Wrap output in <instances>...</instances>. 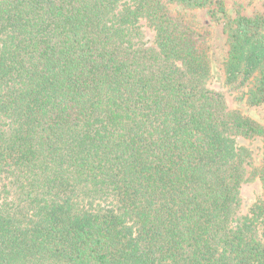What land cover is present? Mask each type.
Wrapping results in <instances>:
<instances>
[{
	"label": "trees",
	"instance_id": "obj_1",
	"mask_svg": "<svg viewBox=\"0 0 264 264\" xmlns=\"http://www.w3.org/2000/svg\"><path fill=\"white\" fill-rule=\"evenodd\" d=\"M171 1L220 13L225 89ZM233 100L264 103V13L0 0V264H264V122Z\"/></svg>",
	"mask_w": 264,
	"mask_h": 264
},
{
	"label": "rangeland",
	"instance_id": "obj_2",
	"mask_svg": "<svg viewBox=\"0 0 264 264\" xmlns=\"http://www.w3.org/2000/svg\"><path fill=\"white\" fill-rule=\"evenodd\" d=\"M223 2L226 13L230 17H234L237 12L251 16L255 13H264V0H219ZM169 7L181 12L185 15L186 19L194 26L204 27L210 30V44L212 51V72L214 79L212 85L219 89H225L224 77L221 69V63L226 55V34L223 31V21L220 13L216 16L212 14L214 5L197 9H186L177 1H171ZM147 38L153 39L152 32H147ZM231 106L240 108L243 113L247 114L258 122H264V103L259 106L249 107L243 101L233 100ZM241 143L248 144V141L240 140ZM258 142L252 143L254 150H257ZM261 185L258 182L252 183L244 187L243 190V207L249 208L261 194Z\"/></svg>",
	"mask_w": 264,
	"mask_h": 264
}]
</instances>
